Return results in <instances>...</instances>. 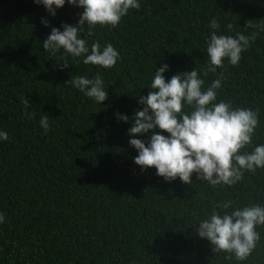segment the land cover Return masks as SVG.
<instances>
[{
	"label": "trees",
	"instance_id": "1",
	"mask_svg": "<svg viewBox=\"0 0 264 264\" xmlns=\"http://www.w3.org/2000/svg\"><path fill=\"white\" fill-rule=\"evenodd\" d=\"M140 3L116 28L97 26L87 36L85 25L89 44L112 43L120 52L116 66L103 69L71 57L64 68L59 54L50 57L42 47L51 26L75 24L82 8L65 4L53 17L33 0H0V129L9 134L0 142V212L6 216L0 264H264V227L252 255L238 262L213 252L192 226L216 201L264 204V169L246 172L230 188L201 183L195 174L193 184L166 182L154 167L141 171L133 162L137 152L127 132L156 67L170 66L166 79L203 68L211 19L221 32L232 23L250 34L254 29L243 27L264 24V0ZM255 31L240 63L225 62L217 73L225 76L220 99L260 110L258 144L264 143V31ZM97 72L108 92L101 105L70 83L71 76ZM202 78L207 84L216 74ZM117 112L129 121H119ZM42 115L49 116L47 134L38 123Z\"/></svg>",
	"mask_w": 264,
	"mask_h": 264
},
{
	"label": "clouds",
	"instance_id": "2",
	"mask_svg": "<svg viewBox=\"0 0 264 264\" xmlns=\"http://www.w3.org/2000/svg\"><path fill=\"white\" fill-rule=\"evenodd\" d=\"M42 5L51 15L65 4L82 8L75 24L62 22L60 27L51 26V31L42 41V47L50 57L59 54L69 66L68 57L82 60L85 65L114 68L120 60V52L112 43L93 41L89 44L84 35L93 34L97 26L116 28L131 10H139L140 0H33ZM45 27L50 22L41 18ZM210 33L206 38L207 62L203 68L177 72L166 79L167 63L155 68L147 95H140L138 104L142 107L131 116L127 129L129 145L137 155L133 162L141 171L155 168V174L166 182L177 178L183 184L196 180L210 186L233 187L244 179L246 172L255 174L264 169V143L254 144L253 137L259 126V109L235 106L232 101L220 99L225 80L224 72L218 69L228 65L236 66L258 36L256 28L264 31V24L255 25L250 21L243 27L250 34L234 29L232 23L225 25L221 32L220 22L212 18ZM234 33V35H233ZM216 74L206 84L203 76ZM69 81V80H68ZM66 81V82H68ZM71 86L101 105L108 97L105 80L101 73L74 75ZM25 108L30 102L22 98ZM29 118L33 114L25 112ZM116 118L128 122L127 114L115 113ZM39 126L47 134L51 129L48 115H42ZM159 129L161 131H156ZM164 133H167L165 135ZM147 134V135H145ZM142 138H137V136ZM9 140L7 131L0 129V142ZM6 216L0 212V224ZM198 237L206 239L212 251L224 253L226 260L233 257L238 262L247 261L261 239L258 228L264 227V204L238 205L232 199L216 201L202 218L192 225Z\"/></svg>",
	"mask_w": 264,
	"mask_h": 264
}]
</instances>
